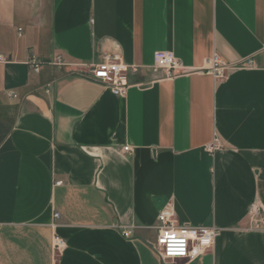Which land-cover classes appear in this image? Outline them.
Instances as JSON below:
<instances>
[{"label": "crops", "instance_id": "1", "mask_svg": "<svg viewBox=\"0 0 264 264\" xmlns=\"http://www.w3.org/2000/svg\"><path fill=\"white\" fill-rule=\"evenodd\" d=\"M113 54L121 96L86 76ZM0 56V264H264V0H0ZM164 208L213 247L161 260Z\"/></svg>", "mask_w": 264, "mask_h": 264}, {"label": "built area", "instance_id": "2", "mask_svg": "<svg viewBox=\"0 0 264 264\" xmlns=\"http://www.w3.org/2000/svg\"><path fill=\"white\" fill-rule=\"evenodd\" d=\"M4 60L0 56V61ZM244 63L246 65L252 64L250 60ZM43 64V62L34 59L28 62L29 69L34 73L39 72ZM228 67L217 55H213L207 60L206 72L215 78H223L226 75ZM152 70L154 72L162 71L166 77H172L186 72L175 54L171 51L155 52L153 55ZM136 72V67L124 64L119 55L113 54L105 56L102 62L93 66L86 76L93 81L104 84L114 94L121 96L128 87V76L134 75ZM10 96L16 97L13 94H10ZM208 149L212 150L213 146H209ZM129 151V147L123 148L124 153H128ZM58 216L57 213L54 214V218H58ZM249 217L250 219L256 220L258 210L252 207L249 211ZM157 221L155 247L157 255L163 261L183 260L185 262H192L196 260L213 247L221 231L214 226L193 227L179 225L174 213L168 208H164L158 213ZM254 222V228L256 230L264 231V223L259 221ZM122 234L128 238L130 231L124 229ZM64 247L65 242L58 236H54L52 243L54 254L60 253Z\"/></svg>", "mask_w": 264, "mask_h": 264}]
</instances>
